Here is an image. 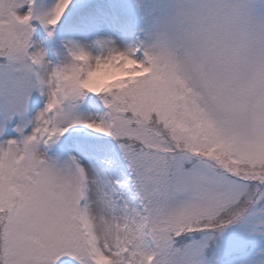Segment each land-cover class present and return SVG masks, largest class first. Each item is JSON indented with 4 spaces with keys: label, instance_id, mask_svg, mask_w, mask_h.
Returning a JSON list of instances; mask_svg holds the SVG:
<instances>
[{
    "label": "snow or ice",
    "instance_id": "6c2138e0",
    "mask_svg": "<svg viewBox=\"0 0 264 264\" xmlns=\"http://www.w3.org/2000/svg\"><path fill=\"white\" fill-rule=\"evenodd\" d=\"M182 18L0 0V264H264V74L182 54Z\"/></svg>",
    "mask_w": 264,
    "mask_h": 264
},
{
    "label": "clouds",
    "instance_id": "9594fccd",
    "mask_svg": "<svg viewBox=\"0 0 264 264\" xmlns=\"http://www.w3.org/2000/svg\"><path fill=\"white\" fill-rule=\"evenodd\" d=\"M183 13L176 47L245 77L264 74V9L250 0H175Z\"/></svg>",
    "mask_w": 264,
    "mask_h": 264
}]
</instances>
